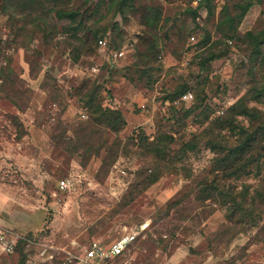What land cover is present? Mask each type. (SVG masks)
Instances as JSON below:
<instances>
[{
  "label": "rangeland",
  "instance_id": "rangeland-1",
  "mask_svg": "<svg viewBox=\"0 0 264 264\" xmlns=\"http://www.w3.org/2000/svg\"><path fill=\"white\" fill-rule=\"evenodd\" d=\"M249 1L253 5L241 16ZM69 8L90 15L78 37L87 40L94 27L107 45L94 41V53L75 60L80 42L74 28L80 25L53 20L55 37L47 43L43 33L18 36L0 9V34L8 32L16 71L0 91V181L31 208L38 228L20 233L28 239L19 240L13 253L0 251V264H56L62 250L80 252L94 239L108 244L145 223L147 229L128 250L97 264H264L259 226L223 235L231 224L226 205L196 197L202 181L215 174L237 190L264 183V155L242 177L227 175L237 155L244 157L235 148L264 120V97L257 101L264 93V0H130L121 8L113 0H72ZM150 10L161 16L155 29L146 19ZM226 16L234 19L229 37L221 24ZM249 32L261 40L258 51ZM215 45L223 55L207 60ZM117 50L124 54L115 59L111 53ZM184 84L194 97L175 94L173 99ZM98 85L103 105L120 109L126 119L118 133L107 129L109 145L116 137L153 140L160 130L175 137L170 154L180 160L166 164L143 190L141 182L159 164L134 153L137 146L110 161H105L106 149L90 157L82 148L73 149L70 128L89 119L79 91ZM243 98L259 111L236 117L249 134L239 127L223 131L231 148H209L205 143L211 135L204 127ZM60 135L66 143H55ZM255 138L254 145H264V136ZM193 142L195 148L189 147ZM63 178L71 180L69 188L60 187Z\"/></svg>",
  "mask_w": 264,
  "mask_h": 264
},
{
  "label": "trees",
  "instance_id": "trees-1",
  "mask_svg": "<svg viewBox=\"0 0 264 264\" xmlns=\"http://www.w3.org/2000/svg\"><path fill=\"white\" fill-rule=\"evenodd\" d=\"M71 1L72 0H3L0 9L8 15L9 23L13 26V29L18 36H27L31 38L38 33H43L47 43H50L55 37L53 33L57 26L54 25L53 20L68 19L72 26L80 25L74 28L76 39L80 42L79 46L75 48L77 53L74 56L75 60H78L83 55L93 54V43L94 41L97 43L100 38L98 36V30L94 27L90 32L92 34L87 40L77 36L79 33V27L82 29L84 21H86L90 15L87 10L82 11L81 8H69ZM89 1L90 0H86V2ZM127 1L129 2L130 0H113V3H115L116 6L119 5L121 8L128 3ZM49 2H54L55 5L48 6ZM253 3L254 1H249L248 4L242 8V13L240 15L242 16L253 5ZM150 11L152 12L146 14V19L149 23L151 22V27L155 29L159 26L158 20L161 16L155 17L152 14L153 10ZM233 21L234 19L231 16H226L221 22V24L227 25L228 30L223 31L226 37H229L226 33L233 29L229 25ZM248 35L253 41V51H258L262 44L260 38L253 32H249ZM156 42L157 41L155 40L154 43L156 44ZM22 43L26 45L27 42L24 40ZM154 43L149 46L150 50L155 46ZM216 43L218 44L219 41ZM70 45L73 46L71 43ZM218 46L219 45H215V47L212 46L209 48L210 55L207 60L216 59L223 55V51L217 52ZM1 73L4 76V84L0 91L4 93L5 86L8 82L12 81V76L16 71L12 65H8L7 67L1 68ZM14 82L16 83V80ZM187 87V84L182 85L178 90V93H174L171 97L174 99L177 96L175 94H180L181 96L185 93ZM101 88L100 85L92 86V88L84 86L79 91L80 98L85 102L89 109V119L84 122L80 121L74 125V127L70 128L75 134V146L73 149H84V154L87 157H90L93 154L99 156L102 149H106L108 151V156H106L105 161H110L111 159H115V157H117L119 153H122L124 149V151L129 153L134 146H137L134 153L142 155L147 159L150 158L151 160H155L159 164V166H156L155 172L149 174V176L141 182V185L144 184L141 189L143 190L158 180L162 168L166 166V164L177 163L180 160V158H177L176 156L172 157L170 154L175 137L169 132L167 133L160 130L153 140H150L149 137L145 135L141 136L138 139V142H134V137L131 138L133 142H124L121 138L116 137L112 144L109 145L104 138L107 129L118 133L125 127L126 119L120 109L103 105L100 98ZM257 97V101L262 99L264 93H259ZM201 103L202 101L200 104ZM199 107L201 106H194L192 110H196ZM251 113L259 114V111L255 107L248 106L244 98L227 108L222 115L216 117L213 125L207 124V126L204 127V131L211 135L205 144L213 150H222L224 148L230 149L231 145H229V137L223 134V131L234 130L236 127H239L242 133L247 132V134H249L243 125L237 123L236 117L239 114ZM259 126L260 127L253 131L252 134H249L245 140L240 141L238 148H235L239 149L244 157L240 158L237 155L234 164L235 167L230 169V171L227 172V175L235 176L237 178L242 177L246 173L248 166L258 162L262 155H264V145L256 146L252 142L256 139V135L261 134L264 136V120L260 121ZM68 129L69 127H66L64 132L67 133ZM54 141L57 144H63L67 142V139L65 138V135H60L57 137L55 136ZM195 144L196 143L193 142L192 144H188V146L195 148ZM196 197L201 202L212 199L213 201L220 202L222 205H226L227 218L231 224L225 225L222 229L221 233L223 235H227L231 232L234 234L241 233L242 231H245V227L247 226H259L257 236L264 232V224L260 226V223L264 220V183L258 184L254 188L249 184H244L241 190H237L235 186L222 182L219 176L215 174L210 180L206 179L205 181H202L201 187L197 190ZM131 198L127 199V201H130ZM25 238L27 237L22 236L20 241ZM60 262L61 259L58 260L56 264H60Z\"/></svg>",
  "mask_w": 264,
  "mask_h": 264
},
{
  "label": "built area",
  "instance_id": "built-area-1",
  "mask_svg": "<svg viewBox=\"0 0 264 264\" xmlns=\"http://www.w3.org/2000/svg\"><path fill=\"white\" fill-rule=\"evenodd\" d=\"M194 38V36H192ZM99 43L101 46L107 45L106 37L100 38ZM14 53L13 46L9 43L8 32L0 34V89L4 84V76L1 73V68L10 65L11 57ZM115 59L123 56V50L112 51L111 53ZM194 97L191 91H187L181 95L183 100H191ZM86 114H83L85 117ZM71 180L69 178H63L59 181L61 188L66 189L71 186ZM148 223L141 224L138 228L131 231H126L118 238L114 239L110 243H106L102 240L94 239L88 245L84 247L80 252H74L72 250H62L64 256L61 258L60 264H97L99 261L112 260L126 250L134 243L138 236L144 232ZM21 238L18 233L0 225V251L6 254L13 253L17 247V244ZM45 253V250L42 252Z\"/></svg>",
  "mask_w": 264,
  "mask_h": 264
},
{
  "label": "crops",
  "instance_id": "crops-1",
  "mask_svg": "<svg viewBox=\"0 0 264 264\" xmlns=\"http://www.w3.org/2000/svg\"><path fill=\"white\" fill-rule=\"evenodd\" d=\"M26 159L29 162L28 164L31 165L29 157ZM23 168L31 169L28 165H25ZM9 185L5 181H0V225L5 226L19 235H21L20 233L23 235L25 232L38 230L33 220L35 217L32 216L31 208L26 206L24 202L22 203V198V201H19L17 195L13 193ZM16 214L19 215V218H14L17 216Z\"/></svg>",
  "mask_w": 264,
  "mask_h": 264
}]
</instances>
